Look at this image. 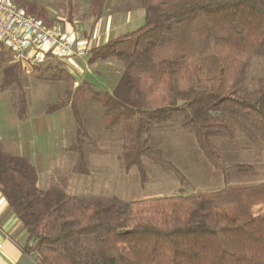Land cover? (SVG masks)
I'll use <instances>...</instances> for the list:
<instances>
[{
	"label": "trees",
	"instance_id": "1",
	"mask_svg": "<svg viewBox=\"0 0 264 264\" xmlns=\"http://www.w3.org/2000/svg\"><path fill=\"white\" fill-rule=\"evenodd\" d=\"M106 1L90 0L95 26ZM15 2L46 27L55 25L37 0ZM140 6V27L88 55L89 65H122L112 92L88 82L73 88L68 69L52 70L50 76L65 83L45 114L72 109V173L89 175L85 149L94 140L80 116V102L89 98L102 105L106 128L119 131L117 160L126 173L137 170L142 190L193 186L167 157L171 147L187 142L197 145L199 163L221 174L223 187L139 200L71 195L65 185L41 189L33 160L0 139V193L26 234L23 251L41 264H264V180L241 181L258 169L237 146L242 123L261 142L264 172V76L248 87L252 66L264 62V0H140ZM15 65L2 68V89L11 87L25 120L30 100L22 67ZM167 135L177 142L158 146Z\"/></svg>",
	"mask_w": 264,
	"mask_h": 264
},
{
	"label": "rangeland",
	"instance_id": "2",
	"mask_svg": "<svg viewBox=\"0 0 264 264\" xmlns=\"http://www.w3.org/2000/svg\"><path fill=\"white\" fill-rule=\"evenodd\" d=\"M37 1L51 8L62 19L67 15V0ZM74 3L76 5V20L80 21L84 28V36L81 35V37L90 41L91 38L87 37H89L93 18L87 16L89 0H74ZM105 12L102 28L106 26V19L109 17L114 18L116 26H121L119 22L123 24V21H126V24L120 29L114 28L110 33L105 28L103 37L100 28L97 31L96 28H93L94 33L92 32L90 37L96 36L95 46L128 34L144 23V11L140 6V0H107ZM88 58L84 59V66L81 67L74 63L75 59L72 64L52 58L35 67L30 74L25 73L21 68V84L30 100L27 117L22 120L18 116L13 90L11 87L2 89V68L16 65L12 62L11 54L0 45V139L9 151L33 160L41 176L40 188L46 189L51 185H65L71 195L117 194L127 200L157 198L181 193L189 194L196 188L206 189L207 187L200 183L201 180L196 177V173L200 175L199 171L203 165L199 163L198 147L196 148V144L193 142H187L174 145L170 150L178 152L171 153L173 158L179 156L186 165H190L186 174L190 176L193 186L181 187L179 184L177 186L175 184L168 186L160 184L151 185L142 190L137 170L132 168L126 173L124 165L117 160L121 142L119 131L106 128L102 105L91 101L89 98H84L80 102V116L83 125L94 140V144L85 149L89 175L72 173L76 155L71 147L77 139V124L72 109L65 107L56 113L45 114L47 106L56 103L61 98L65 83L63 80L59 81L50 76L51 73H55L52 70L58 69L60 74L62 71L69 70L77 82L73 88H77L79 84L85 87L84 83L88 82L103 92L114 90L122 71V65L115 60L89 65ZM48 68L51 71L45 72ZM261 75L264 76V62H257L251 68L252 81L248 87L253 88L254 79ZM238 127L240 131V137L237 140L238 150L245 159L255 164L258 169L255 173L243 177L241 181L261 182L264 180L261 142L245 124L238 123ZM174 142H177V139L167 135L161 138L157 145L167 146ZM171 185L175 186L177 190L167 194L169 192L168 187Z\"/></svg>",
	"mask_w": 264,
	"mask_h": 264
},
{
	"label": "built area",
	"instance_id": "3",
	"mask_svg": "<svg viewBox=\"0 0 264 264\" xmlns=\"http://www.w3.org/2000/svg\"><path fill=\"white\" fill-rule=\"evenodd\" d=\"M0 45L27 74L52 58L65 62L86 58L95 47L93 39H84L62 25L46 27L15 0H0Z\"/></svg>",
	"mask_w": 264,
	"mask_h": 264
},
{
	"label": "crops",
	"instance_id": "4",
	"mask_svg": "<svg viewBox=\"0 0 264 264\" xmlns=\"http://www.w3.org/2000/svg\"><path fill=\"white\" fill-rule=\"evenodd\" d=\"M73 6H74V13L72 16H69V2L67 0V15L65 16L64 19H62V17L58 15L55 11H53L51 8H48L47 6L46 7L51 11V20L55 21L54 22L55 24L62 25L69 32L73 31V32L78 33L79 36L81 35L84 36L83 24H81L80 21L76 20V15H75L76 5L74 3V0H73ZM87 7H88L87 16L93 18L90 15V12H91L90 0H89ZM104 7H105V10H104L103 17L97 22L96 26H95V22L93 18V21L91 24L92 26H91V29L89 30L90 33H89V37L87 38L93 39L94 42L97 39L96 36L90 37L91 33L92 32L94 33L93 28L94 29L96 28V31L97 29L100 28V33H101V36L103 37L105 35V30H104L105 28H106V31L110 33L111 30H113L114 28L117 27L118 29H120L122 26H125L124 24H126V21H123V24H120L119 22V25L121 26H118V25L116 26L114 18L109 17L106 19L107 20L105 23L106 26L102 28V24H103L102 20L104 19L105 14H106L105 12L106 4ZM105 43L107 42H104L101 45ZM74 59L70 60L69 62L73 64V60H74V63L77 64L79 67L84 66V62H85L84 59L86 58H81V59L74 58ZM192 146H194V144H192ZM195 147L197 148V145H195ZM171 153H178V152H172V150H169L167 152V157L168 159L173 161L176 165H178L186 173L190 165H186L185 161H182L181 157L179 156H175L173 158ZM199 172H200V175L196 173V177H198L201 180L200 183H203L207 187L204 190H211V189L219 190L223 187V179H222L221 174L215 171L209 164L203 163ZM188 177L190 179L189 175ZM25 243H26V234L23 230L22 224L18 220L17 216L9 209L8 202L3 197V195L0 193V264H36V262L31 257V255H28L27 253L23 251V246L25 245Z\"/></svg>",
	"mask_w": 264,
	"mask_h": 264
}]
</instances>
